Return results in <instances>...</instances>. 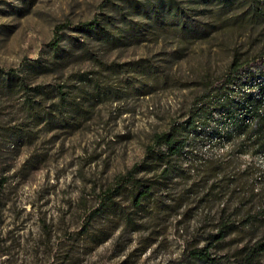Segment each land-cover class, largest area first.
Listing matches in <instances>:
<instances>
[{
    "label": "rangeland",
    "instance_id": "obj_1",
    "mask_svg": "<svg viewBox=\"0 0 264 264\" xmlns=\"http://www.w3.org/2000/svg\"><path fill=\"white\" fill-rule=\"evenodd\" d=\"M258 7L0 0V69L24 64L0 71V264H264V251L248 258L264 239V153L217 137L218 112L183 155L145 165L156 135L186 137L197 107H213L235 57L264 54ZM256 67L234 97L258 93ZM139 180L153 189L137 206ZM200 248L214 261L190 256Z\"/></svg>",
    "mask_w": 264,
    "mask_h": 264
},
{
    "label": "trees",
    "instance_id": "obj_2",
    "mask_svg": "<svg viewBox=\"0 0 264 264\" xmlns=\"http://www.w3.org/2000/svg\"><path fill=\"white\" fill-rule=\"evenodd\" d=\"M107 1L112 2L116 0ZM256 14L264 16V9L258 7ZM98 24V21L93 20L78 25V28L95 30ZM60 41V34H57L52 45L58 48ZM252 66H257L255 74H253L252 77L258 79V82L254 80L258 93L255 95L251 92L243 91V93H241L242 95H240L241 98L234 97V90L238 88L236 80L242 72ZM23 68L24 64L19 68L0 69V71L5 75V78H14ZM208 96L210 95L205 96L204 99L202 98L201 101H199H204ZM212 105L213 107L203 102L202 105L197 107L196 111L191 114L190 118L182 126V131L187 134L186 137H179L180 130L178 127H173L172 129L156 135L153 146H149L146 151L147 161L149 160L151 163L146 162L145 165L150 166L154 160L156 162L162 160L169 165L170 160H167V157H179L183 155L187 148L189 135H199L200 133L198 130L201 129L203 125L205 126V124H207L205 122L206 119H214L215 112H218L222 119V127L215 132L217 137L222 138L225 136L228 140L233 138L241 139V146L252 148L253 154L264 153V54L259 55L252 63L245 62L241 58L235 57L229 67L225 82L220 88L218 95H216ZM158 147H164L166 152L157 151ZM246 151H248V149ZM138 167V165L134 167L131 171V175ZM138 183L140 187L135 195V205L140 206L151 194L153 186L144 185L140 180ZM230 229L231 223H223L216 237L222 240ZM263 251L264 239L258 241L251 248L248 258H253ZM190 256L195 259L209 262L214 261V258L211 257V253L207 248L195 249L190 253Z\"/></svg>",
    "mask_w": 264,
    "mask_h": 264
}]
</instances>
